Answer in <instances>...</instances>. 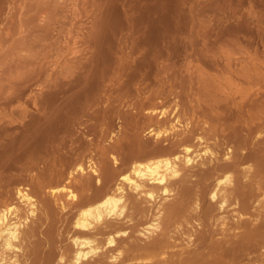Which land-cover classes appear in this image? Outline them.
Listing matches in <instances>:
<instances>
[{"label":"bare ground","instance_id":"6f19581e","mask_svg":"<svg viewBox=\"0 0 264 264\" xmlns=\"http://www.w3.org/2000/svg\"><path fill=\"white\" fill-rule=\"evenodd\" d=\"M13 2L31 41L0 53V264H264V85L239 82L264 59L232 70L240 34L163 32L129 2L41 78L66 3Z\"/></svg>","mask_w":264,"mask_h":264},{"label":"rangeland","instance_id":"374dc122","mask_svg":"<svg viewBox=\"0 0 264 264\" xmlns=\"http://www.w3.org/2000/svg\"><path fill=\"white\" fill-rule=\"evenodd\" d=\"M13 1H17V0H13ZM13 1H11V0L5 1L4 4L0 8V34L2 35V37L0 35V45H1L0 53L8 51L9 46L12 45V43H11L12 41H10L11 39L15 40V38H16V41L14 42V44H16V45H17V43H19V42H17V40L20 41L19 39H21L20 36H22V37L25 36L26 38H29V41H31L30 35L24 34L26 29H25V31H21V32H24L23 33L24 35H21L20 34L21 32L16 33L17 31L15 32V29L13 28L14 27V21L17 19V18L16 19L12 18V16H11L12 10H13V5L15 6V2H13ZM35 1H38V2L42 1L39 4H43L45 1H46L45 3L47 4V2H48V0H34V2ZM57 1H59V2H57ZM65 1H68V2H65ZM123 1L126 2L127 0H123ZM123 1L122 0H113V2H112V0H109L107 3V0H56L57 4L66 3V5H64L65 6L64 8H66V9L63 11L61 10L59 12V15H61V16L58 15L59 19H58V17H56L58 20L54 21V23L55 22H57V23L53 24V26H52L53 28L50 29V30L53 29V31H51L52 33L50 31L49 32L51 34L48 32L50 34V35L49 34L48 35L51 36L50 39L47 38L48 36H45L47 38V40H49V41H47L45 38V43L46 42L48 44L51 43L50 44L51 46L50 45L49 46L52 47L51 48L52 50L51 49L49 50L50 47L49 46L47 47L46 46L47 44H44V41H43L42 46H39V47H41V49L44 48L43 45H45L47 47V48H44L43 50L40 51L41 52L40 56L44 58L43 59L40 57L41 58L40 61L42 64H46V66H47L46 67L45 65H42V67L45 66L44 68H42V69H44L43 72L41 71L42 69L40 66V69H41L40 71H41V75H42L40 77L43 78L44 75L46 76V74L48 72H50L54 69L60 68V64H65L68 56L70 57L71 60L73 58H75V56H73V54L72 55L70 54L71 52L68 53V51L70 50L71 47H69V50L67 49L68 46H72L70 44H71V40H74L73 38L76 37L74 40L75 46H74L73 41H72V44H73L72 47H74L75 49L78 47V49L80 48V51H82L81 49H83V47L80 46L79 44H82V42L84 41L82 36H84V37L86 36V32H84V31L86 29L88 30V28L90 27V20L92 19V16L97 14L100 18V16L102 15L101 16L102 19L105 16L104 17V18H106L105 20H107L108 22L109 21L113 22L112 24H116L117 25V26L115 25L116 27H118V26L120 27L122 22H123V17H124L123 11L125 10L126 7H129V6H127V4L129 5V2H131V4H133L135 6L134 11L136 10L135 11L136 13H134V14H136V15L139 14L140 12L144 11L146 7L149 9L151 8V17L154 19H155V16L158 17V19L160 21L159 22V29H161L163 32L168 31V29L173 27V25H179V26L184 25L185 29L183 30L182 34L185 36H187L189 33H195L199 30H201L202 33L204 31L208 32V33L213 32L212 34H217V33L221 32L224 36H230V37L233 35V33L240 34V36H241V37L239 36L240 37V44H235V45L233 44L231 46H228V48H230V53H231V58H232L231 63H230L232 70L234 69V67H235L234 70H236L237 67L240 69V68H242V66L244 68H246V66H247V68H248V65L250 66V64H251V59H250L251 56L250 55H252L253 53H254L253 55H255V56L258 55L257 57H259V58L261 57V60L264 59V56H263L264 55V53H263L264 52V0H128L127 4L126 3L123 4ZM98 2H100L101 4ZM111 2L112 3L115 2V5H117V7L115 6L116 9L107 7V6H111L110 5V4H112ZM16 3L18 5L19 0ZM105 3H106V5H105ZM22 4L23 3H21V5ZM73 5H77L78 7L82 6V9L84 6H86V8L89 9V12L84 13V11H83V14L82 13L79 14L78 17H76L75 20H73V19H71L72 13L68 10V7H72ZM94 5H96L97 7ZM124 5H126V6H124ZM69 9H71V8H69ZM101 10H102V12H101ZM95 12H97V13H95ZM18 13L19 12H17V14ZM90 13H92V14H90ZM102 13H105V14H102ZM121 13H122V15H121ZM80 15H82V16H80ZM108 16H109V19H108ZM44 17L46 18V14H39L37 20H40V22L39 21L38 22L39 23L43 22ZM72 20H73V22H72ZM69 21H71L72 24L75 22L76 23H75V25H72L71 22H69ZM69 25H71L70 26L71 28H73V26L75 27V28H73V31H72V32L75 31L74 33H72V32L69 33L68 29L72 30L69 27ZM11 26H13V27H11ZM66 26H68L69 28H67ZM237 27H240L241 30H240V28L237 29ZM58 28H60L61 30ZM11 29L12 30L14 29V30L12 31ZM242 30H243V32H242ZM65 32H67V33H65ZM7 33H9L11 36L9 34L7 35ZM12 33H14V34L12 35ZM18 34H19V36H18ZM152 34H154V33L152 32ZM3 35H5V36H3ZM6 35H7V37H6ZM73 35H75V37ZM3 37H4V39H3ZM31 38H33L32 35H31ZM128 43L130 44V42H128V41H126V42L121 41L120 44L122 46L126 45L125 47H127V45H129ZM52 44L54 45V47L52 46ZM38 45H40V44H38ZM12 46H14V45H12ZM55 47L59 50L60 53L57 51V49ZM54 48H55V50H54ZM66 49H67V52H64ZM24 52L25 51H23V53ZM56 52H58L61 56L59 54H58L59 56L56 55L57 54ZM23 53H21V54H23ZM43 53H44V55H43ZM82 53H84L85 56H87L89 54V52H87V51H83ZM55 56H57L58 58H54ZM2 57L0 58V62H3L7 58L5 61H7V64L10 63L9 62V61H11L10 54H9V58H8V56H6V54L2 55ZM1 59L3 61H1ZM52 59L53 60L56 59L57 61L54 60L55 61L54 62ZM70 59H68L67 62L70 61ZM4 62L1 64H4ZM47 62H49L50 65ZM58 62H60V64ZM263 62L259 67L261 69V71H259L260 69L258 70L260 73L256 74L255 72L251 71V72H249L248 76L247 75H242V76L240 75L241 76V77L239 76L240 81L237 80L238 76H236L235 77L236 80L241 82V84L244 86L252 87V89H253V87H254V89H256L259 86L263 87L262 85H264V82H263L264 79H263V77H261L263 75V72H264V70H263L264 69L263 68L264 63ZM55 63H58L59 66H58V64H55ZM5 64H6V62H5ZM48 66H50V67L48 68ZM53 67H55V68H53ZM45 68L48 70H46ZM238 68H237V70H238ZM39 74H40V72H39ZM252 76L255 79H253ZM244 80H245V84L243 83ZM257 81L258 82L261 81V83L258 84ZM255 82H257L256 83L257 86L255 85ZM168 99L171 100L172 97L169 96ZM172 108L173 107H171L170 109L173 110ZM169 116L173 120L174 112L170 113Z\"/></svg>","mask_w":264,"mask_h":264}]
</instances>
